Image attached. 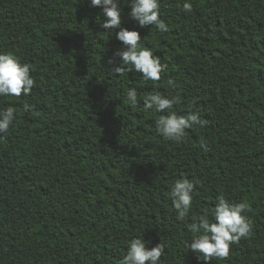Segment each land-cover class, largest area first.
I'll return each mask as SVG.
<instances>
[{
	"label": "trees",
	"instance_id": "16d2710c",
	"mask_svg": "<svg viewBox=\"0 0 264 264\" xmlns=\"http://www.w3.org/2000/svg\"><path fill=\"white\" fill-rule=\"evenodd\" d=\"M184 2L161 0L160 33L118 0L121 27L167 64L153 83L112 74L120 29L105 30L90 0H0V52L36 81L27 96L0 97L17 117L0 134V264H119L137 236L165 245L162 264H264V0H190L187 14ZM154 93L179 96L174 111L207 125L164 138L154 122L167 111L143 102ZM178 178L198 181L186 222L170 198ZM221 196L250 206L252 231L229 258L204 262L186 247L188 226L205 213L212 222Z\"/></svg>",
	"mask_w": 264,
	"mask_h": 264
},
{
	"label": "clouds",
	"instance_id": "9594fccd",
	"mask_svg": "<svg viewBox=\"0 0 264 264\" xmlns=\"http://www.w3.org/2000/svg\"><path fill=\"white\" fill-rule=\"evenodd\" d=\"M131 5L129 13L131 19L141 27L155 26L156 30L164 33L168 30V24L160 17L161 0H127ZM93 7H100L106 17L102 27L111 34V29L119 28L116 39L122 42L123 47L115 53L119 57L120 66L112 69V74L120 76L127 72L136 71L143 75L144 80L153 83L161 80L162 73L167 71V64L161 62L159 55L147 47H141V35L136 30L121 27V7L118 0H90ZM187 14L192 12L190 0H185L182 6ZM109 64L113 61L109 59ZM36 81L30 74V67L23 63L15 53L0 52V97L27 96L31 93ZM168 86L174 84L168 80ZM126 97L131 106L138 104L137 90L129 88ZM144 106L155 112H165L167 115L155 120V127L162 136L177 143L184 142L186 129L193 125L203 128L208 121L201 117L197 111H190L186 115H178L174 106L181 103L179 96H164L154 93L144 98ZM32 106H26L25 111ZM16 113L13 107L0 108V134L7 133L14 126ZM200 147L207 150L203 142ZM198 181L188 178H178L172 185L170 198L178 221L186 222L194 200V189ZM250 206L245 202L233 203L221 196L212 208L210 222L205 213L188 226L191 233L186 247L197 254V259L208 262L210 260H223L229 258L230 246L238 243L242 238H248L252 231L251 221L246 213ZM150 243L143 236H137L130 240L126 253L122 256L119 264H162L161 257L165 253V245L157 243L154 247H147Z\"/></svg>",
	"mask_w": 264,
	"mask_h": 264
}]
</instances>
